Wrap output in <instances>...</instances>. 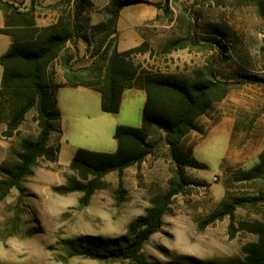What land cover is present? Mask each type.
I'll return each mask as SVG.
<instances>
[{
	"label": "rangeland",
	"instance_id": "1",
	"mask_svg": "<svg viewBox=\"0 0 264 264\" xmlns=\"http://www.w3.org/2000/svg\"><path fill=\"white\" fill-rule=\"evenodd\" d=\"M32 1L41 14L60 13L54 6L62 0L49 7H43L45 0ZM88 1L91 6L82 18L84 29L75 44L68 45L75 68L90 66L103 50L99 44L104 32L93 35L92 29L105 23V9L111 0ZM140 1L143 3L122 10L118 40L113 42V47L124 52L146 42L153 53L135 56L136 65L152 72L186 77L205 65H213L223 81L233 84L229 95L199 119L198 130L191 132L180 145L184 154L191 151L192 158L205 166V169L185 168L187 178L202 185H190L172 198L161 232L149 240L144 252L150 261L160 264L171 262L177 256L216 264L237 263L244 257L243 247L257 240V236L239 230V222L264 220V202L237 209L232 230L229 217L205 228L200 224L224 199L264 193L261 183L239 182L234 178L237 172L256 166L264 151V86L238 80L240 75L264 78V0ZM1 20L0 11V24ZM81 36H86L88 42ZM187 36H194L199 45L164 52L169 41ZM9 43L7 36L0 35V56L8 50ZM61 74L59 60L49 69V80L57 82ZM1 80L0 65V85ZM91 94L94 99L86 115L91 122L81 121L82 131L76 135L66 123L68 131L59 158L63 165L70 163L79 148L114 149L96 141L93 128L99 122L97 113H104L100 95ZM145 102L144 91L127 90L119 113L105 116L113 120L115 127L138 128ZM3 119L0 115V168L16 162L21 138L36 137L39 133L35 111L27 115L18 133L11 138L5 135L7 126ZM160 135L164 136L162 132ZM104 137L116 145L112 131H106ZM59 139V135H54L52 144L56 145ZM174 170L171 152L161 139L149 161L123 173L122 185L127 192L123 202H118L116 193L120 186L119 174L113 172L105 178L108 186L97 191L87 207L80 208L81 194L59 193L71 173L69 168L40 159L32 174L21 183V189H13L0 203V264H135L129 260L103 261L73 256L70 246L85 237L114 239L124 235L129 223L152 205L153 198L168 192ZM16 215L17 231L9 236Z\"/></svg>",
	"mask_w": 264,
	"mask_h": 264
},
{
	"label": "trees",
	"instance_id": "2",
	"mask_svg": "<svg viewBox=\"0 0 264 264\" xmlns=\"http://www.w3.org/2000/svg\"><path fill=\"white\" fill-rule=\"evenodd\" d=\"M226 0H218L223 3ZM140 0H111L105 9L104 24L95 26L96 32H104L93 63L85 68L72 65V55L68 45L75 41L84 26L82 18L91 6L88 0H62L54 8L60 10L55 23L39 27L33 5L24 10L5 0H0L4 26L0 35L11 39L8 51L0 57L2 80L0 85V115L7 126L5 135L13 137L19 131L27 115L35 111L39 133L36 137L21 138L16 162L0 168V203L13 189L20 190L21 183L32 174V169L40 159L57 163L61 148L60 139L52 144L54 135L61 137V114L57 106V94L62 87H85L101 95V109L107 114H118L125 90L138 89L146 94L141 127L118 126L114 139L118 149L115 153H103L78 149L69 166L66 185L59 189L63 195L81 194L79 207H87L94 194L105 189L107 175L117 172L120 186L118 202L124 201L127 192L122 185L123 173L127 168L137 166L152 155L163 140L171 152L175 166L174 177L169 180V190L165 195L156 196L151 206L131 221L124 235L118 238L85 237L73 241L72 255L86 256L103 261L129 260L135 264H160L150 261L144 252L149 240L161 232L163 218L170 211L172 198L195 184L186 176L185 168L205 169L192 158L191 151L184 154L180 145L193 131L198 130V121L212 107L223 101L232 90L230 82L219 77L213 65H205L193 75L152 72L133 62L137 55L153 53L148 43L119 52L113 47L118 40V22L123 9L142 4ZM88 42L87 37L81 36ZM199 45L194 36L181 37L169 41L164 52L194 48ZM61 61L64 83L49 80L48 71L56 61ZM249 84L264 86V78L254 75H240ZM164 136H161L160 133ZM239 182L261 183L264 185V151L259 163L247 171H239L234 177ZM264 202V193L254 197H230L222 200L214 213L200 224L201 228L229 217L231 230L234 229L237 209L255 207ZM19 205L16 209L18 210ZM17 212V211H16ZM17 215L12 221L9 236L17 231ZM239 230L257 236V240L246 244L243 259L234 264H264V220L241 221ZM165 264H216L214 261L196 259L191 256H177Z\"/></svg>",
	"mask_w": 264,
	"mask_h": 264
},
{
	"label": "crops",
	"instance_id": "3",
	"mask_svg": "<svg viewBox=\"0 0 264 264\" xmlns=\"http://www.w3.org/2000/svg\"><path fill=\"white\" fill-rule=\"evenodd\" d=\"M56 1H58V0H45L42 5H43V7H47V6L49 7V6L53 5ZM11 3H14L16 5H21L24 10H29L31 8V4H32L31 0H19V1H14ZM34 9H35V15H36V24L39 27L49 26V25L55 23L58 19L59 15L56 14L55 12H53V13L44 12L41 14L37 11V7L34 6ZM119 20H121V19L119 18ZM119 22H118V25H119ZM3 26H4V17H3V13H2V20H1L0 28H2ZM2 36H5V35H2ZM10 45H11V39H10L9 47H10ZM9 47H8V49H9ZM57 83H59V84L64 83L63 74H61L59 79H57ZM127 90H138V89H127ZM127 90H125V91H127ZM125 91H124V93H125ZM140 91H143V90H140ZM93 92L99 94L98 92L93 91L89 88H85V87H77V88L62 87L58 91L57 106H58V109H59L60 114H61L60 126H61V130H62V134L60 137L61 148H60V152L58 155V163L60 166H63L64 168H69L71 161H72L75 153L78 150L77 149L76 152L74 153V155H72V157L70 158V163L68 165H63L59 162L60 154L62 153L63 147H64L63 139H64V136L67 135V131H68V127L66 126V123H68L70 126H72V128L74 130V134L76 135L77 132L80 133L82 131V128H81L82 122L81 121L87 120L88 122H91L90 117L86 116V115H88V106L90 104V101L94 99L92 94H91ZM99 97H100V107H101V95ZM122 97H123V95H122ZM95 99H98V98H95ZM95 102H97V100H95ZM121 102H122V99H121ZM101 111H102V109H101ZM102 113H104V112L102 111ZM106 114L107 113H104V114H98L97 113V118H98L99 122L95 123L94 128H93V132L96 135L97 143H99L101 145L107 144L108 146H111V148L113 147L114 149H111L110 151H104V150H94V151L103 152V153H115L118 149L117 142H116V145L113 146V144H111L109 141H106L104 134L106 133V131H107V133H110L112 131L115 134V130L117 127H115V124H114L112 119L108 118V116H105ZM107 115H116V114H107ZM141 125H142V122H141ZM79 149H84V148H79ZM86 150H88V149H86ZM151 156L152 155L148 156L146 158V160L141 164V166L143 164H145L147 161H149L151 159ZM133 167L138 168L137 166H133ZM133 167H130V168H133ZM130 168H127L125 171H127Z\"/></svg>",
	"mask_w": 264,
	"mask_h": 264
}]
</instances>
